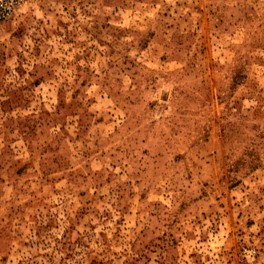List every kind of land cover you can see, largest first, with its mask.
<instances>
[{"label":"rangeland","instance_id":"obj_1","mask_svg":"<svg viewBox=\"0 0 264 264\" xmlns=\"http://www.w3.org/2000/svg\"><path fill=\"white\" fill-rule=\"evenodd\" d=\"M0 264H264V0H23Z\"/></svg>","mask_w":264,"mask_h":264},{"label":"built area","instance_id":"obj_2","mask_svg":"<svg viewBox=\"0 0 264 264\" xmlns=\"http://www.w3.org/2000/svg\"><path fill=\"white\" fill-rule=\"evenodd\" d=\"M22 1L23 0H0V23L10 18ZM243 252H246L248 255L253 254L252 250H243Z\"/></svg>","mask_w":264,"mask_h":264}]
</instances>
